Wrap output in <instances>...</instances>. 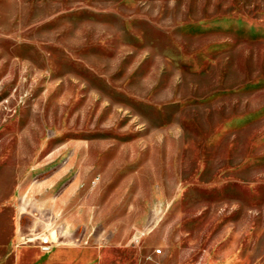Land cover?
Instances as JSON below:
<instances>
[{"label": "rangeland", "instance_id": "1", "mask_svg": "<svg viewBox=\"0 0 264 264\" xmlns=\"http://www.w3.org/2000/svg\"><path fill=\"white\" fill-rule=\"evenodd\" d=\"M8 211L71 264H264V0H0Z\"/></svg>", "mask_w": 264, "mask_h": 264}, {"label": "crops", "instance_id": "2", "mask_svg": "<svg viewBox=\"0 0 264 264\" xmlns=\"http://www.w3.org/2000/svg\"><path fill=\"white\" fill-rule=\"evenodd\" d=\"M22 236L21 231L14 227L9 211L1 213L0 264H71V252L80 253L82 258L90 253L88 248L69 243L42 246L33 240L22 242Z\"/></svg>", "mask_w": 264, "mask_h": 264}, {"label": "built area", "instance_id": "3", "mask_svg": "<svg viewBox=\"0 0 264 264\" xmlns=\"http://www.w3.org/2000/svg\"><path fill=\"white\" fill-rule=\"evenodd\" d=\"M34 238H36L38 243L42 246H46L48 244V238L45 235H40V234L36 236L24 237L22 239V242H27V241L33 240Z\"/></svg>", "mask_w": 264, "mask_h": 264}]
</instances>
